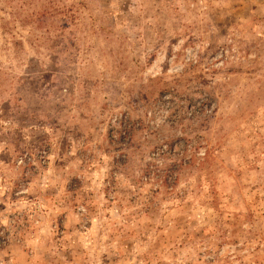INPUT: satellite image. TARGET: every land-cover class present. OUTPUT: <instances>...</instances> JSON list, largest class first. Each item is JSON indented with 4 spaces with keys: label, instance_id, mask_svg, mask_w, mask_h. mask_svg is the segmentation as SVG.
<instances>
[{
    "label": "rangeland",
    "instance_id": "rangeland-1",
    "mask_svg": "<svg viewBox=\"0 0 264 264\" xmlns=\"http://www.w3.org/2000/svg\"><path fill=\"white\" fill-rule=\"evenodd\" d=\"M0 264H264V0H0Z\"/></svg>",
    "mask_w": 264,
    "mask_h": 264
}]
</instances>
